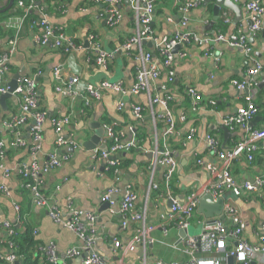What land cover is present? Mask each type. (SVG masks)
<instances>
[{
	"label": "crops",
	"instance_id": "crops-1",
	"mask_svg": "<svg viewBox=\"0 0 264 264\" xmlns=\"http://www.w3.org/2000/svg\"><path fill=\"white\" fill-rule=\"evenodd\" d=\"M10 1L0 0V54L8 48L12 38L15 37L17 43L15 53L7 64L9 73L2 80L3 83L10 84L16 76H20V80H34L40 110L53 114L52 118L62 119L68 116L71 119L62 132L68 145L59 153V157L66 155L68 160L60 168L40 178V193L64 213L66 202L73 200L78 209L97 216L96 232L100 239L95 251L110 264L188 261L184 241L189 235L197 236L201 232V223L207 220L206 216L198 207L188 233L182 238L183 231L179 228H171L168 233L163 231L160 227L161 215L169 212L168 205L173 199H185L190 193L212 182L209 164L216 160L222 166L225 162L219 160L210 149L207 140L209 134L218 139L219 150L228 153L248 138L251 132L264 129V73L255 76V81L247 91L258 108L249 129L228 128L230 135L226 136L223 125L224 119L245 105L247 98L243 91L233 86L232 81L246 80L248 71L255 62L264 64V15L261 18V30L253 35L243 0L236 3L241 14L223 6L219 8L217 15V1L205 0L187 16L179 11L181 0H157L153 26L158 37L172 36L180 31H188L202 38H214L221 32L227 36L241 33L246 38L248 47L252 49L248 53L242 48L211 42L187 48L185 58L176 57L173 65L174 82L167 86L168 78L163 74L151 87V93L156 95L162 93L166 84L167 94L173 102L176 100L172 109L175 132L169 135L166 123H153V116L164 114L165 110L160 105L150 108L147 94L122 97L101 87L108 81L112 84L120 83L127 90L131 89L136 83L139 67L136 58L139 51H152V48L144 44L141 47L133 46L130 53L124 51V44L137 33L129 3L118 6L123 21L114 28L110 27L105 15L107 7L104 0H40L35 4L31 11L36 17H46L51 26L64 32L74 42L75 49L68 53L52 45L38 44L34 40L36 30L31 28L29 19L19 30L9 28L8 23L19 17L16 16L17 10L25 9L23 2L16 6L18 1L13 0L11 8L4 11ZM262 2L264 5V0ZM29 11L30 6L23 13L28 16ZM182 18L187 19V27L181 25ZM168 19H172V23ZM92 36L96 37L103 50L117 53V56H113L108 71L89 60L93 48ZM73 65L79 68V73H74ZM56 70L60 72L58 76H55ZM75 79L78 80L77 84L73 82ZM89 86L99 89L98 98L90 96ZM189 88H195L204 100L203 108L197 112L191 111L192 103L186 93ZM68 89L76 93L73 98L64 92ZM210 101H216V106H211ZM119 102L125 104L122 110L118 109ZM134 104L144 108L143 119L136 118ZM183 112L187 114L185 121L180 120ZM21 116L22 112L15 97L0 104V151L4 153L3 165L0 167V219L9 222L21 235L25 233L26 225L32 228V237L37 244L31 249L30 257L32 261L39 260V264H42L43 250L51 243L57 244L58 253L63 255L68 249L80 246L81 242L75 233L56 223L48 207L36 206L34 193L22 187L19 166L23 164L29 169L43 167L55 151L58 136L51 118L47 119L43 127L41 141L34 142L30 129L35 121L28 117L25 124L18 128L25 145L16 148L13 143L15 144L17 135H14V129L9 125ZM108 128L118 133L120 140L139 139V149L116 155L120 161L117 167L120 170L119 177L114 169H106V162L97 163L93 159L95 150L109 147L107 134L102 138L101 145L92 150L86 147L98 130L105 129L107 132ZM192 129H195V133L188 140ZM157 143L161 148L170 150L177 163L173 179L176 180L174 189L170 188L173 180L170 186L164 182V167L158 166L155 170L151 168V151ZM198 160L202 163L199 164ZM231 172L240 183L261 177L264 173V143L259 144L252 162L244 154H240L234 160ZM128 183H132L137 192V209L147 207V224L155 227L151 232L154 242L148 244L147 251L143 250L142 245H137L132 251L126 250L139 228V225L130 223L123 229L118 215L120 200ZM2 187L6 189L2 190ZM112 188L117 191L113 197L116 205L104 208L102 197ZM263 196L264 193L258 192L226 200L248 218L250 225L244 236L251 243H257V235L261 234L264 224ZM111 210L115 215L110 213ZM225 225L233 228L229 221ZM114 238L121 240L123 245V250L116 255L112 253ZM8 246L9 237L0 224V254H8ZM220 255L223 257L222 253ZM206 256L200 255L198 258H208ZM82 260L83 257H77L68 262L83 264ZM223 264L229 263L223 260Z\"/></svg>",
	"mask_w": 264,
	"mask_h": 264
},
{
	"label": "built area",
	"instance_id": "built-area-1",
	"mask_svg": "<svg viewBox=\"0 0 264 264\" xmlns=\"http://www.w3.org/2000/svg\"><path fill=\"white\" fill-rule=\"evenodd\" d=\"M39 1L40 0H32L34 5H37ZM227 1H233L236 4L239 0ZM243 1V7L250 19L252 33L256 35L261 30V18L264 15L263 2L262 0ZM125 2L129 3L131 6L130 9L136 24L137 33L127 40L124 44V50L129 53L133 46L141 47L143 42H149L153 44L152 51H139L136 58L139 65L136 73V83L131 89L127 90L120 83L112 84L108 81L104 82L101 87L115 92L122 97H137L141 94H147L149 96L150 108L154 105H160L165 110L164 114L153 116V123L155 125L158 121L166 123L169 127L168 134L172 135L175 132V124L172 109L169 108L168 102L171 101L172 98L167 94V86L174 82L173 65L176 57L185 58L187 57V48L191 46H203L211 42L225 43L231 47L242 48L248 53H250L252 49L248 47L247 40L241 33L227 36L221 32L214 36V38H202L188 31H180L175 32L172 36L158 37L153 26V15L155 14V3L157 0H104V5L107 7L105 15L108 18L110 27L114 28L123 21V15L118 10V6ZM204 2L205 0H181L179 3V11L183 16H187L190 11L200 7ZM24 21L25 17L19 16L14 21H10L8 27L19 30L24 25ZM168 21L172 23V19H168ZM225 21H228V19H225ZM181 25L187 27L188 21L186 18H182ZM38 27L40 30L34 35V40L38 44L42 46L52 45L54 48L66 52L75 49L76 46L74 42L70 40L64 32L51 26L46 17H43L38 22ZM91 42L93 48L89 60L91 63L108 71L114 54L103 50L95 36L91 37ZM16 43L17 39L15 37L12 38L9 41L6 54L0 59V97L10 93V87L7 83H3L2 80L9 73L7 64L10 57L15 53ZM177 47H180V49L175 53L174 50ZM259 73H264V64L255 62L249 69L247 74L248 78L246 80H233L232 84L240 91L249 90L253 81H255V76ZM59 74L60 72L56 70L55 76ZM163 74L168 78V85L166 86L165 84V86H163L161 94L153 95V93H151L152 84L159 81ZM17 82V88L12 95L20 106L22 116L15 119L9 126L14 129V135H17L13 146L20 148L25 145V142L20 137L18 128L25 124L27 118L30 117L31 120L35 121V124L30 129V134L33 141L39 143L42 139V131L47 117L46 113H39L36 111L39 107V100L35 90L34 80L19 79ZM73 82L77 84L78 80L75 79ZM58 90L61 91L60 89ZM64 92H66L68 96H72V98L74 94H76L69 89ZM88 92L90 96L97 98L100 96L99 89L93 86H89ZM187 95L192 103V112H197L203 108L204 100L195 88H189L187 90ZM246 97L245 105L240 107L234 114L224 119L223 125L225 127L231 130L237 128L249 129L250 123L255 118L258 108L249 96ZM209 104L211 106H216V101H210ZM124 106V102L118 103L119 110H122ZM133 110L136 118L139 120L143 119L145 110L141 105L134 104ZM186 118V114L183 112L180 116V120L185 121ZM52 122L58 139L56 141L55 151L49 156L48 162L43 167L37 166L31 169L21 164L18 174L25 180H28L29 177L33 180V183L23 180L22 187L34 193L36 206L48 207L50 215L54 218L56 223L75 233L81 243L78 247L68 249L63 255L58 253L57 244L51 243L43 250V253L52 264H67L69 260L77 257H83V264H110L95 251V246L100 239L96 232L97 216L93 213L81 211L75 206L73 200H68L65 208L66 213H64L39 191L40 178L60 168L63 163L68 160V156L59 157V153L63 147L68 145L62 137V132L64 127L71 122V119L67 116L62 119H53ZM130 130L132 133L134 132L132 128ZM194 133L195 129L190 130L187 139H192ZM106 134L107 140L110 142L109 147L105 150H95L93 152V159L97 163L106 162V169H114L115 174L119 177L120 170L117 167L120 161L119 159H112V157L139 149V142L136 138L129 141L120 140L118 133L111 128H108ZM207 140L210 149L212 152H215L213 154H216L219 160H224L225 162L222 166L218 165L216 160L209 164V170L213 178L212 182L190 193L185 199H173V205L169 212L162 214L160 219V227L165 233H168L171 228H179L182 231H188L191 221L200 205V200L204 196L210 195L216 202L222 199L227 193H232L236 197L258 192L264 193V173L254 181L240 183L231 172L232 164L240 154H244L250 162L254 161L259 144L264 143V129L251 132L248 138L237 144V146L228 153H223L219 150V141L215 135L209 134ZM151 152L153 157V160H151L152 170H155L158 166L164 167L166 169L164 182L170 186L177 171V163L173 158L172 152L165 147L161 148L158 143ZM3 159L4 154L0 151V167L3 165ZM198 163L201 164L202 161L198 160ZM8 175L9 172L7 171L6 177H8ZM154 187L156 188V186ZM1 189L5 190L6 188L2 187ZM115 194H117L115 188L110 189L103 195L102 201L104 203H109L110 207H115L116 203L113 200ZM137 201V192L133 184L128 183L124 191V196L122 200H120V213L118 215L123 229L127 228L130 223L139 225L137 234L126 246V250L132 251L137 245H142L143 250L147 251L148 244H153L154 242L151 232L155 230V227L147 224V207L138 210L136 207ZM110 213L115 215L113 210H111ZM62 215L65 216V218H63ZM226 221L232 223L233 228L225 225ZM0 224L6 230L9 239H11L15 235L14 227L9 222L2 221L1 219ZM249 225L248 218L245 217L238 208L225 202L221 217L213 218L212 224H209L208 220L202 221L201 234L197 236L189 235L184 241V248L189 256L188 261L184 263H166L158 261L156 264H223V260L228 261L230 257L233 258V264H264V259H262L264 258V224L261 234L257 235V243L249 242L244 236V232ZM9 247L10 249L13 248V244L10 241ZM122 250L123 245L121 240L114 238L112 253L116 255ZM221 253L223 257H220ZM200 255H207L208 258H198ZM0 262L1 264H16L19 262V258L13 251H10L8 254H0Z\"/></svg>",
	"mask_w": 264,
	"mask_h": 264
},
{
	"label": "water",
	"instance_id": "water-1",
	"mask_svg": "<svg viewBox=\"0 0 264 264\" xmlns=\"http://www.w3.org/2000/svg\"><path fill=\"white\" fill-rule=\"evenodd\" d=\"M217 1V5L215 8V13L217 15H219V8L220 7H227L230 10H234L236 13L241 14V10L239 8L238 5H236L233 1H227V0H216ZM12 2L13 0L10 1L9 6L4 10L7 11L11 8L12 6ZM38 4V3H37ZM1 13V12H0ZM144 45L148 46L149 48H152L153 44L149 43V42H143ZM180 47L175 48L174 52L177 53V51H179ZM114 56H117V53H114ZM72 62V58L70 59V63ZM72 69L74 71V73H79V68H77L76 66H72ZM20 78V76H16L10 84H8V86L10 87V93L3 95L0 97V104H4L6 100L10 99L13 97L12 93L15 91V89L17 88V84H18V79ZM248 90H244L243 92L245 93L246 96H248L249 92L247 93ZM53 114L49 113L46 114V117L48 120H50L52 118ZM53 119V118H52ZM51 119V120H52ZM256 122V120H255ZM224 132L226 134V136L230 135V131L227 127H224ZM97 135L86 145V147L89 150L94 149L96 146L101 145V140L104 137V135L106 134V130L105 129H100L97 131L96 133ZM105 150V148H104ZM151 157V156H150ZM112 159H118L117 157H112ZM229 198H239L234 196L232 193H227L223 196L222 199H219L218 201H214L213 198L210 195L204 196L201 200H200V206H199V211L201 213H203L209 224L213 223V218L216 216H221L223 214V210H224V204L226 202L227 199ZM67 204V202H66ZM173 205V201L169 202L168 207L171 208V206ZM104 208H109V203H104L103 205ZM264 223V222H263ZM188 233V231H183V237L185 238L186 234ZM228 263L229 264H233V258H228ZM16 264H20L19 262H17Z\"/></svg>",
	"mask_w": 264,
	"mask_h": 264
},
{
	"label": "trees",
	"instance_id": "trees-1",
	"mask_svg": "<svg viewBox=\"0 0 264 264\" xmlns=\"http://www.w3.org/2000/svg\"><path fill=\"white\" fill-rule=\"evenodd\" d=\"M18 2H17V4H16V6H18V4L20 3V2H23L24 4H25V9L24 10H22V11H20V10H17V14H16V16H21V17H25V21H24V23L27 21V19H29L30 21V25H31V28L32 29H34V30H36V32H39V27H38V22L42 19V18H40V17H36L34 14H33V12L31 11L32 9H33V6L35 7V5H34V3L32 2V0H17ZM54 1V0H53ZM30 6V11H29V15L27 16V14H25V13H23V12H25L26 11V9H28V7ZM32 15L34 16V17H32ZM69 53V52H68ZM127 53V52H126ZM130 53V52H129ZM6 54V50H3V52L0 54V59L4 56ZM171 87V86H170ZM172 93V92H171ZM186 93H187V91H186ZM184 96H185V94H184ZM189 96L187 95V98H188ZM189 99V98H188ZM38 100H39V97H38ZM190 100V99H189ZM175 101L176 100H174V102H173V100H171V101H169L168 103H169V108L170 109H173V103H175ZM190 102H191V100H190ZM39 104H40V101H39ZM40 106V105H39ZM37 112H42L41 110H40V108L38 107V109L36 110ZM186 114V113H185ZM186 117H187V114H186ZM53 119H57V118H53ZM52 119V120H53ZM51 120V121H52ZM47 121V120H46ZM139 140V139H138ZM4 154V153H3ZM20 178H21V180H24L25 182L26 181H29L30 183H33V180H31V178L29 177V179L28 180H25L23 177H21L20 176ZM175 183H176V180L174 181L173 180V184H172V186L170 187L171 189H174V185H175ZM14 230H15V235L11 238V239H9V241L13 244V248L12 249H10V247H9V249H10V251H13L15 254H16V256L19 258V262L21 263V264H39V260H37V261H32L31 260V249H33V248H35L36 247V242H35V240H34V238L32 237V228L29 226V225H26V230H25V233L24 234H22L21 235V233L19 232V231H17L15 228H14ZM0 264H1V262H0ZM42 264H52L51 262H49L48 260H47V258L45 257V255H44V257H43V260H42ZM67 264H69V262H67Z\"/></svg>",
	"mask_w": 264,
	"mask_h": 264
},
{
	"label": "rangeland",
	"instance_id": "rangeland-1",
	"mask_svg": "<svg viewBox=\"0 0 264 264\" xmlns=\"http://www.w3.org/2000/svg\"><path fill=\"white\" fill-rule=\"evenodd\" d=\"M124 51H126V50H124ZM126 52H127V51H126ZM199 234H201V232H200ZM199 234H198V235H199ZM200 236H201V235H200Z\"/></svg>",
	"mask_w": 264,
	"mask_h": 264
}]
</instances>
